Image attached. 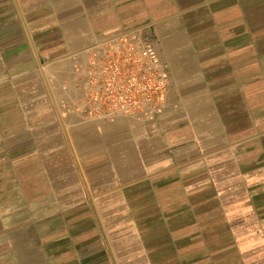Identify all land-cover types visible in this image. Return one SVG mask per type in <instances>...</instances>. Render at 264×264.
<instances>
[{"label":"crops","instance_id":"1","mask_svg":"<svg viewBox=\"0 0 264 264\" xmlns=\"http://www.w3.org/2000/svg\"><path fill=\"white\" fill-rule=\"evenodd\" d=\"M146 30L155 119L71 110L76 54ZM0 264H264V0H0Z\"/></svg>","mask_w":264,"mask_h":264},{"label":"built area","instance_id":"2","mask_svg":"<svg viewBox=\"0 0 264 264\" xmlns=\"http://www.w3.org/2000/svg\"><path fill=\"white\" fill-rule=\"evenodd\" d=\"M167 79L155 47L124 33L87 48L61 87L70 109L83 119L149 122L163 107Z\"/></svg>","mask_w":264,"mask_h":264},{"label":"rangeland","instance_id":"3","mask_svg":"<svg viewBox=\"0 0 264 264\" xmlns=\"http://www.w3.org/2000/svg\"><path fill=\"white\" fill-rule=\"evenodd\" d=\"M125 33H129V32H125ZM121 34H124V33H121ZM129 34H131V35H133L134 37H137V38H139V39H143L144 41H146V42H149L150 44H152L154 47H155V49H156V44H157V40H156V38L152 35V33H151V31L150 30H146V31H143V33L141 34L140 33V35H135V34H132V33H129ZM119 35V34H118ZM115 36H117V35H115ZM110 37H114V36H110ZM110 37H106V38H110ZM106 38H101V39H99V40H96L95 42H93L91 45H93V44H95L96 42H99V41H101V40H104V39H106ZM90 45V46H91ZM90 46H88L87 48H89ZM87 48H85L81 53H79V54H76V56H75V64H74V67H75V65H76V63H77V61H79L81 58H82V55H83V53H84V51L87 49ZM160 58V57H159ZM160 61H161V58H160ZM161 64H162V61H161ZM162 66H163V64H162ZM163 68H164V66H163ZM73 70H74V68H73ZM164 70H165V68H164ZM166 72V71H165ZM168 78V77H167ZM167 87H168V79H167ZM168 89V88H167ZM167 93V92H166ZM165 97H166V95H165ZM165 101V100H164ZM164 104V103H163ZM153 121V120H152ZM152 121H149V122H152Z\"/></svg>","mask_w":264,"mask_h":264},{"label":"bare ground","instance_id":"4","mask_svg":"<svg viewBox=\"0 0 264 264\" xmlns=\"http://www.w3.org/2000/svg\"><path fill=\"white\" fill-rule=\"evenodd\" d=\"M158 53V52H157ZM159 55V54H158ZM69 83H70V86H68L67 87V89L69 90V91H72V84H71V80L69 81ZM117 118H121V117H116L114 120H116ZM126 118H130V117H126ZM132 119H135V118H132ZM135 120H137V119H135ZM109 121V120H108ZM137 121H140V120H137ZM141 122V121H140Z\"/></svg>","mask_w":264,"mask_h":264}]
</instances>
